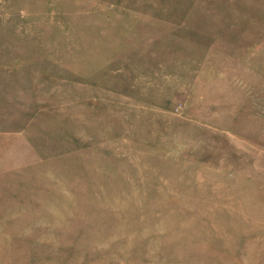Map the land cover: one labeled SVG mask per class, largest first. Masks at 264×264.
I'll return each instance as SVG.
<instances>
[{
  "label": "rangeland",
  "instance_id": "374dc122",
  "mask_svg": "<svg viewBox=\"0 0 264 264\" xmlns=\"http://www.w3.org/2000/svg\"><path fill=\"white\" fill-rule=\"evenodd\" d=\"M0 264H264V0H0Z\"/></svg>",
  "mask_w": 264,
  "mask_h": 264
}]
</instances>
